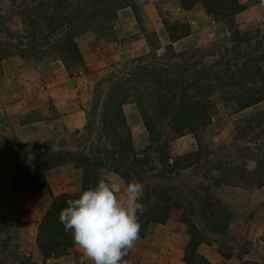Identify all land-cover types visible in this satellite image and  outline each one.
Listing matches in <instances>:
<instances>
[{
	"label": "trees",
	"instance_id": "trees-1",
	"mask_svg": "<svg viewBox=\"0 0 264 264\" xmlns=\"http://www.w3.org/2000/svg\"><path fill=\"white\" fill-rule=\"evenodd\" d=\"M6 1L13 9L11 17L5 12ZM178 1L185 11L203 9L214 21L224 22L229 41L207 48L187 45L177 51L174 43L191 34V24L164 15L169 42L159 55L158 35L144 27L135 0H0V66L8 57L19 55L25 62L60 59L70 76L87 72L77 37L88 31L98 36L112 34L118 11L127 6L151 47L149 53L119 63L95 81L91 109L83 130L75 132V141L38 148L16 135L0 138V204L34 188L51 196L35 235L42 262L34 261L17 241L19 220L12 222L0 215V264H59L49 260L70 255L76 244L60 223V212L82 190L95 186L100 178H110V172L119 174L125 183L137 181L144 187L140 237L146 236L151 224L176 220L187 225L185 264H214L199 251L202 244H216L226 258L237 255L239 264H260L245 258L248 241L229 236L234 210L213 200L210 189L264 186V109L245 113L264 103V27L256 24L243 29L237 19L239 13L264 0ZM27 3L29 7L19 9ZM16 15L23 16L22 31L10 27ZM127 103L136 105L148 133L150 144L143 149L135 147L124 111ZM220 105L229 117L236 116L231 141L202 145L200 134L212 125ZM186 134L196 137L197 149L173 157L170 143ZM149 152L157 155L167 174L186 170L199 176L192 191L203 209L167 187L149 185ZM70 163L82 170L81 190L54 195L47 171ZM130 254L131 250L123 264Z\"/></svg>",
	"mask_w": 264,
	"mask_h": 264
},
{
	"label": "crops",
	"instance_id": "crops-1",
	"mask_svg": "<svg viewBox=\"0 0 264 264\" xmlns=\"http://www.w3.org/2000/svg\"><path fill=\"white\" fill-rule=\"evenodd\" d=\"M135 1L139 7L144 27L158 35L160 48L157 49V53L159 55L165 53L166 45L169 42L163 15L178 20L186 17L185 19L191 24V34L174 43L176 50H179L183 43H187L191 39L192 33H196L195 29L207 19L212 20L221 28H226V36L230 35L224 22L214 21L203 9L185 11L180 7L178 0H171L173 9L169 7L170 0ZM241 1L245 2L246 0ZM160 4L163 5L162 10H165L164 14L159 8ZM242 14L248 17V21L255 20L263 26L264 2L239 13L237 19ZM112 34V37L107 39L105 36H98L94 31H88L77 37V43L88 71H80L73 76L69 75L62 60L57 58L42 62H25L19 55H12L3 60L0 66V137L8 132L15 133L21 142L32 143L36 136L51 137L61 131L68 134L77 130L82 131L92 105L95 81L93 79L99 74L116 69L123 61L145 55L151 51L131 6L118 11V20L114 24ZM50 104H52L51 107ZM124 111L131 125L130 113H133L135 117L136 126L131 127L135 147H147L150 140L136 105L127 103L124 105ZM31 114H36L35 118L38 119L26 121V118ZM37 147L40 148V146ZM48 171L47 177H50L48 181L54 195L64 192L75 193L81 190L82 170L74 164L60 165L56 169ZM73 176L77 179L76 183L68 179ZM52 177H59L60 182L54 184ZM115 178L118 179V177ZM121 179L123 180L122 177ZM262 195L264 196V186L255 189L249 188V190L242 187L226 186L223 194V200L232 205L235 214L230 226L231 232L238 240L249 242V253L245 258L256 260L260 264H264V205H261L259 200ZM50 198L44 214L49 208ZM121 198L123 199V196ZM42 218H38L36 223L30 218L27 219L31 220L33 225L32 234H30L36 249L33 252L25 250L24 252L28 255L31 254L36 262H42L41 255L35 245L36 231ZM147 232L146 237L139 236L131 250L127 264H185L184 249L189 239L186 242L181 239L179 247H175V249L173 246L166 249L165 253H161L158 247L147 244L143 240L147 238V235L149 236V229ZM136 245H140L139 255L135 253ZM75 251L78 252L80 260L92 264V261L77 245L70 255L53 258L49 262L81 264L79 258L76 259ZM199 251L214 264H239L241 262L237 255H233L231 258L222 256L216 244H202Z\"/></svg>",
	"mask_w": 264,
	"mask_h": 264
},
{
	"label": "rangeland",
	"instance_id": "rangeland-1",
	"mask_svg": "<svg viewBox=\"0 0 264 264\" xmlns=\"http://www.w3.org/2000/svg\"><path fill=\"white\" fill-rule=\"evenodd\" d=\"M3 5L5 6V12L7 17L9 16L11 17V13H13V9H11L10 1L4 2ZM29 6L30 4L28 3L23 4L19 6V9H25V7H29ZM169 7L173 9L172 8L173 4L171 0L169 1ZM159 8L160 10H162L163 5L160 4ZM162 11H163L162 14H164L165 10ZM185 18L186 17L182 18V20L187 21ZM22 19L23 16L20 15L13 16L10 23V27L13 30L22 31L24 28ZM238 21L243 29L249 28L251 26H255L256 24L260 25L259 22L255 20L248 21V17L244 16V14L238 17ZM262 27H264V25ZM195 32L196 33H192L191 39L187 43H183L180 49L177 51L183 50V48H185L187 45H193L194 47H199V48H207L214 42L226 43L230 39V35L226 36L227 35L226 28L224 27L221 28L220 26H218V24H214L210 19L202 21L200 27L195 29ZM112 35L113 34H108L105 37L108 39L111 38ZM108 72H105L104 74H99V76L95 77L93 80L96 81L98 78L107 75ZM95 81H94V85H95ZM92 96H93V91H92ZM51 106L52 104H50V107ZM259 109H264V103L246 110L245 113H249L251 111H256ZM35 116L36 114H31L30 116L27 117V119ZM235 118L236 116L229 117L224 107L220 105L212 125L207 130H205L200 134V140L202 145L213 147V146L222 145L223 143H230L232 137V130H233V121ZM129 120H131L132 123V125L129 123L131 127L136 126L135 117L133 113H130ZM136 131L137 133H139L138 128H136ZM12 135H16V134L8 132L7 134H3V136H1L0 138L5 136H12ZM75 135H76L75 132H71L68 134L65 133L64 131H61L58 132L55 136H51V137L36 136V138L32 141V143L30 142L29 144H31V146L33 147L35 146L43 147L49 144H59L62 143L63 141L73 142L76 140ZM197 147H198V142L196 137L193 136L192 134H186L172 140L169 148L171 155L173 157H177L187 152H191L197 149ZM137 149H143V148L137 147ZM56 167L54 168L56 169ZM146 169H147V174L149 175L148 176L149 185L158 186V187H167L172 194L187 197V200L192 201L194 203L193 205H196L198 210L203 209L204 206L203 204H201L200 202L201 200L197 199V197L194 196L192 191V186L196 185L199 182V178H198L199 176L191 174L186 170L180 172L176 170L172 174H167V172L162 170V166L158 161L157 155L152 152H149L148 154V162ZM74 175L76 176V174ZM109 176L117 181H120L122 184L125 183L121 179V177L116 173L114 174V172H110ZM115 177H118V179ZM52 178L54 184L60 182L59 177H52ZM68 179H70V181H72L73 183H76L77 180L76 177L74 176L68 177ZM249 188L255 189L256 187H247L244 189L249 190ZM225 190H226L225 185L221 187H212L210 189V195L213 198V200H220L224 204L229 205L232 208L231 204L223 200V194L225 193ZM263 197H264L263 195L259 197L261 205H264V200H262L264 199ZM49 198L50 195L46 190L42 188H34L25 194L18 195L16 198L12 200V202L0 204V215L7 217L12 222H15L17 219L19 220V227L17 229L19 231V239L17 241L23 243L22 246L23 251L25 250V251L33 252V250L36 249L34 247V242H32V237H31L33 225L31 223V220H27V219L30 218L32 219V221H35V223L38 220V218L41 219L45 212L46 204ZM50 202H51V198H50ZM229 236L237 239L234 236V234L231 232V229H229ZM181 239L184 242H186V240L189 239V235L187 233V225L180 221L170 220L165 225L151 224L149 227V236L147 235V238H144L143 240L146 241L147 244H152L154 247H158L161 253L163 252L165 253L166 252L165 250L168 248H171L173 246L174 248L179 247L181 244L180 243ZM143 240L141 241L144 242ZM174 248H172V250H174ZM139 250H140V245H136L135 253L137 255H139ZM77 253L78 252L75 251V255H77ZM78 258H79V263L88 264L86 261L80 260V257L77 255L76 259L78 260Z\"/></svg>",
	"mask_w": 264,
	"mask_h": 264
},
{
	"label": "clouds",
	"instance_id": "clouds-1",
	"mask_svg": "<svg viewBox=\"0 0 264 264\" xmlns=\"http://www.w3.org/2000/svg\"><path fill=\"white\" fill-rule=\"evenodd\" d=\"M143 193L140 182L100 178L67 201L59 221L92 264H123L139 239Z\"/></svg>",
	"mask_w": 264,
	"mask_h": 264
}]
</instances>
